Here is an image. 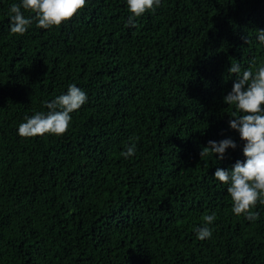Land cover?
<instances>
[{"label": "trees", "instance_id": "trees-1", "mask_svg": "<svg viewBox=\"0 0 264 264\" xmlns=\"http://www.w3.org/2000/svg\"><path fill=\"white\" fill-rule=\"evenodd\" d=\"M19 2L0 0V264H264V204L256 221L234 215L214 178L244 160L223 99L231 64L264 65V0H161L134 28L126 0H87L23 36ZM73 84L87 102L64 135L17 134ZM228 138L223 160L200 158Z\"/></svg>", "mask_w": 264, "mask_h": 264}, {"label": "clouds", "instance_id": "clouds-1", "mask_svg": "<svg viewBox=\"0 0 264 264\" xmlns=\"http://www.w3.org/2000/svg\"><path fill=\"white\" fill-rule=\"evenodd\" d=\"M87 0H20L9 8L10 33L23 36L36 23L41 29L59 27L70 21L85 6ZM130 16L126 27H135V19L146 12H154L161 0H126ZM25 12L32 15L25 16ZM257 40L264 44V30L257 31ZM248 42L247 40L245 41ZM255 65V61L252 62ZM235 75L231 91L223 103L235 109L229 127L239 133L243 142L244 160H237L229 169L217 168L214 178L221 184L229 185L227 192L232 201V212L249 221L259 219L254 211L258 204H264V65L241 70L239 62L228 69ZM87 102L86 93L76 85H69L66 94L59 95L45 104V112H36L25 117L18 126L17 134L22 138H33L51 134L64 135L71 124V113ZM237 144L230 138L222 141H208L201 149L200 158L213 155L217 160L225 158L226 151L236 149ZM121 155L127 159L135 155V144L127 147ZM216 220L215 213L203 217L204 226L196 229L197 239H210L213 232L209 225Z\"/></svg>", "mask_w": 264, "mask_h": 264}]
</instances>
